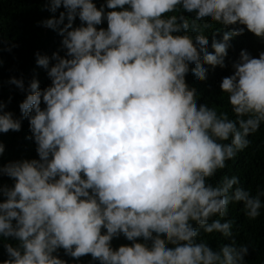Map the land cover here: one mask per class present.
Wrapping results in <instances>:
<instances>
[{
	"label": "clouds",
	"instance_id": "obj_1",
	"mask_svg": "<svg viewBox=\"0 0 264 264\" xmlns=\"http://www.w3.org/2000/svg\"><path fill=\"white\" fill-rule=\"evenodd\" d=\"M61 6L39 21L62 36L65 50L35 54L51 84L8 81L26 93L19 110L38 159L0 166L14 180L0 185L7 256L0 264H67L54 254L61 248L99 264H246L248 245L221 218L237 202L247 218L258 217L264 189L251 194L235 175L208 181L264 124V51L252 57L241 49L219 84L234 119L198 105L185 76L191 66L196 81L206 78L201 59L224 67L230 38L245 30L264 39V0H105L99 8L93 0H48L42 7ZM206 20L227 29L219 42L213 36L211 53ZM104 21L106 28L96 27ZM5 107L0 102V132L19 131L21 119ZM201 232L230 242L213 249ZM120 235L131 244L113 249Z\"/></svg>",
	"mask_w": 264,
	"mask_h": 264
},
{
	"label": "trees",
	"instance_id": "obj_2",
	"mask_svg": "<svg viewBox=\"0 0 264 264\" xmlns=\"http://www.w3.org/2000/svg\"><path fill=\"white\" fill-rule=\"evenodd\" d=\"M47 2L48 0H0V102L6 104L4 110L11 111L14 118L21 119L19 131L0 132V143L4 145V152L0 153V166L14 160L38 159L36 144L31 138L28 119L22 117L19 110V103L23 101L26 93L8 81L10 77L22 78L25 87H27L28 82L35 78L41 89L51 84L47 70L36 64L35 54L39 52L40 55L51 58L53 52L64 56L65 50L61 46L62 36L57 31L44 27L39 21L50 16H58L59 12L64 11V8L61 6L55 13H51L42 7ZM93 2L99 8L101 4L105 3V0H93ZM105 10L110 11L111 9ZM177 14H179V10ZM183 15L191 24L192 14L184 12ZM202 23L210 25L202 31L204 38L208 41V47L205 50L210 53L214 52L211 47L213 36L219 42L222 39V32L227 29L213 21L206 20ZM79 25L80 21L76 18L73 27ZM96 27L106 28V21ZM197 27H202L200 22H197ZM216 29L221 30L216 31ZM189 33L196 34L191 31V28H189ZM228 43L224 67L207 65L201 59V66L207 70L206 78L196 81L190 74L191 66H189V74L185 76V83L196 94L194 99L198 105L202 103L212 107L217 114L226 112L230 119H234L227 94L220 89L219 84L223 77L233 73L232 63L238 60L240 50L244 49L250 56L258 57L259 52L264 51V39L245 30L243 34L231 37ZM9 46H11L10 51L6 50ZM54 62L50 59L49 66ZM9 97H11L10 100ZM41 107H44L43 101ZM248 139L250 140L249 145L237 152L231 160H226L225 168L218 170L209 179V183L215 184L223 175H235L240 181V186L249 190L251 194L264 189V124L255 133L250 134ZM13 184L12 178L0 175V185L12 187ZM4 199L5 197L0 194V202ZM261 200L260 215L255 219L247 218L242 211V204L238 202L229 203L228 215L221 218L232 220V231L236 242L248 245V253L244 257L246 264H264V196L261 197ZM101 231L103 234L105 230L102 229ZM201 237L213 249L221 243L230 242L223 239L218 233L203 234L201 232ZM3 242V238L0 237V262L7 258ZM12 242L15 243V241ZM137 242H141L140 238H137ZM110 243L112 248L116 249L120 245H130L131 241L120 235L114 237ZM168 246L171 247V245ZM54 254H58L59 258L65 260L67 264H99V261L93 260L90 254L72 258L65 255L62 248Z\"/></svg>",
	"mask_w": 264,
	"mask_h": 264
}]
</instances>
